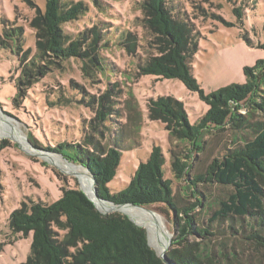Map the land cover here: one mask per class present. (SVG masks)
Listing matches in <instances>:
<instances>
[{"label": "rangeland", "instance_id": "374dc122", "mask_svg": "<svg viewBox=\"0 0 264 264\" xmlns=\"http://www.w3.org/2000/svg\"><path fill=\"white\" fill-rule=\"evenodd\" d=\"M78 1L84 5L83 12L60 27L65 44L87 30L79 48L88 50L89 54L60 62L47 51L48 61L40 59L47 74H37L32 67L34 77H29L32 81L27 83L25 76L19 74L20 68L28 65L35 40L45 41L44 1L0 0V38H4L1 19L7 30L20 27L23 38L17 53L14 46L0 48V264H26L30 251L32 233L24 234L10 226L9 218L14 210L31 201L46 204L55 201L63 188H77L87 194L79 177L60 163L80 166L45 148L61 142L83 144L89 130L87 121L95 114L99 95L109 86L115 85L116 90L111 95V105L117 109L112 115V122L116 123L113 126L126 129L130 145V149L122 151L116 174L108 183L109 190L123 189L138 163L147 159L152 146H160L164 177L171 181L177 205L192 206L196 191L204 194L208 203H213L210 208L200 205L187 211L202 226H207V219L218 207V201L226 199L232 188L215 182H195L193 186L188 178H175L172 160L174 157L185 160L189 154L190 167L186 170L189 178L202 173L213 159H221L251 140L261 121L260 114L249 113L241 107L237 113L247 122L240 130L231 124L201 129L193 148L170 135L164 123L147 117L146 105L150 98L167 95L180 100L190 123L196 122L208 106L197 92L189 91L177 79H158L139 73L136 62L156 54L157 48L163 46L154 42L153 34L143 25L142 18L150 12L140 6L142 0H97L102 6L95 0H60V4L65 9ZM170 5L174 14L191 22L199 33L190 67L205 94L231 83H243V68L264 58L261 46L264 44V0H170ZM234 8L243 10L241 21L234 16ZM120 32L134 35L133 53L119 44ZM94 56L104 62L106 69L101 70L98 63L92 61ZM84 63L89 66V75L83 70ZM34 78L38 81L34 82ZM16 92L21 94L20 100H14L18 99ZM91 96H95L92 105L88 103ZM14 132L21 134V141L15 138ZM133 207L161 216L169 234L163 254L175 247L172 239L177 234L176 227L180 228L185 221L184 213L175 217L173 211L161 203ZM96 209L102 214L116 211L127 216L145 230L149 246L160 255L154 234L137 224L130 214ZM187 234V241L198 240L195 235ZM213 239L223 241L239 254L241 264H264L258 252L239 239L229 235Z\"/></svg>", "mask_w": 264, "mask_h": 264}, {"label": "trees", "instance_id": "16d2710c", "mask_svg": "<svg viewBox=\"0 0 264 264\" xmlns=\"http://www.w3.org/2000/svg\"><path fill=\"white\" fill-rule=\"evenodd\" d=\"M43 1L42 24L46 38L42 42L35 40L28 65L20 68L19 74L25 76L27 83L32 81L29 77L33 75V68L37 74H47L48 70L40 65L41 58L48 61L47 51L60 62L89 54L88 50L79 48L87 30L65 44L60 27L83 12L82 2L63 9L60 0ZM140 6L150 12L142 18L144 27L153 34L154 42L163 43V46L157 48L156 54L136 62L139 73L158 79H177L189 91L197 92L200 100L208 106L196 122L190 123L180 100L167 95L158 96L150 98L146 105L149 119L164 123L170 135L193 148L201 129L231 124L240 130L247 122L237 113L241 107L261 116L257 133L251 140H246L221 159H213L202 173L189 178L186 171L190 167L189 154L185 160L183 157L172 160L175 178H188L193 186L195 182H215L230 186L232 192L226 199L218 201V207L207 219V226L199 225L195 216L187 211L200 205L210 208L213 203H208L206 196L196 191L197 198L192 206L179 207L172 194L171 181L164 177L161 148L154 145L147 159L138 163L128 184L111 192L108 183L116 174L122 151L130 149L126 129H117L113 126L116 123L112 122L113 111H117L111 105L115 85L99 95L95 114L87 121L89 130L83 144L61 142L45 149L86 168L94 179L96 195L102 200L115 205L161 203L172 210L175 217L184 213L185 221L180 228L176 227L177 234L172 239L175 247L165 254L167 264H241L239 254L223 241L213 239L226 235L251 245L264 260V58L243 68V83H231L205 94L190 67L198 46L196 28L184 17L174 14L170 0H142ZM233 14L237 20H242L243 10L234 8ZM1 21L4 38H0V48L14 46L17 53L23 45L22 30L20 27L7 30L3 19ZM118 40L127 52H134L133 34L120 32ZM261 46L264 49V44ZM26 52L29 53V49ZM98 59L92 57L101 70L106 69L104 62ZM88 69V64L84 63L83 70L87 75L90 73ZM34 79V82L38 81ZM16 96L18 99L14 100L22 98L18 92ZM94 97L88 101L90 105L94 103ZM9 221L12 229L32 233L26 264H166L149 246L143 228L119 212L100 213L77 188H63L61 196L48 204L32 201L23 204L10 214ZM187 233L195 235L198 240L187 241Z\"/></svg>", "mask_w": 264, "mask_h": 264}, {"label": "bare ground", "instance_id": "6f19581e", "mask_svg": "<svg viewBox=\"0 0 264 264\" xmlns=\"http://www.w3.org/2000/svg\"><path fill=\"white\" fill-rule=\"evenodd\" d=\"M13 134L17 140L19 141L22 140V136L19 132H14ZM52 159H54L55 162L60 163V161L56 160V158H52ZM60 164L67 171L69 170L79 177V182L87 192L88 196L94 199L97 208H99L101 211L104 212L115 210V207L110 203L96 199L93 183L85 169H82L80 167H75L73 165H68L62 162ZM116 210L118 211L120 210L122 212L130 214V216L136 221L137 224L145 227L150 233L154 234V236L157 239L158 250L161 255L162 251L167 245V240L169 236L161 216L158 214H153L151 212H148L145 209L137 208L133 206H125V207L121 206Z\"/></svg>", "mask_w": 264, "mask_h": 264}, {"label": "water", "instance_id": "95a60500", "mask_svg": "<svg viewBox=\"0 0 264 264\" xmlns=\"http://www.w3.org/2000/svg\"><path fill=\"white\" fill-rule=\"evenodd\" d=\"M80 166V165H79ZM80 167H82V166H80ZM83 168V167H82ZM85 170H86V172L88 173V175H89V177H90V179H91V181H92V183H93V185H94V179H93V177L91 176V174L88 172V170L86 169V168H84ZM85 193V192H84ZM94 193H95V196H96V199H99V200H101V201H105V200H102V199H100V198H98L97 197V195H96V188H95V185H94ZM86 194V193H85ZM86 196L92 201V203L94 204V206L96 207V204H95V201H94V199L93 198H90L87 194H86ZM105 202H108V201H105ZM108 203H110L111 205H113L114 207H115V210L117 209V208H119V207H121V206H123V205H131V204H113V203H111V202H108ZM133 206H135V205H133ZM166 264H167V261H166V255L165 254H161V255H158Z\"/></svg>", "mask_w": 264, "mask_h": 264}]
</instances>
